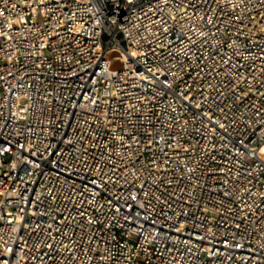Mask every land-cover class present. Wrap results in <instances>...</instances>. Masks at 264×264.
I'll return each mask as SVG.
<instances>
[{
	"label": "built area",
	"instance_id": "2783aa9c",
	"mask_svg": "<svg viewBox=\"0 0 264 264\" xmlns=\"http://www.w3.org/2000/svg\"><path fill=\"white\" fill-rule=\"evenodd\" d=\"M0 264H264V0H0Z\"/></svg>",
	"mask_w": 264,
	"mask_h": 264
}]
</instances>
